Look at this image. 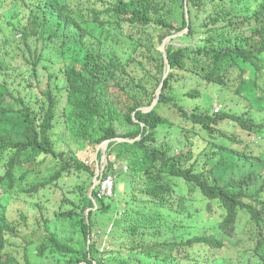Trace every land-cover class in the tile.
I'll use <instances>...</instances> for the list:
<instances>
[{
    "label": "trees",
    "instance_id": "trees-1",
    "mask_svg": "<svg viewBox=\"0 0 264 264\" xmlns=\"http://www.w3.org/2000/svg\"><path fill=\"white\" fill-rule=\"evenodd\" d=\"M79 1L72 5L62 0H18L11 14H30L9 23L12 35L0 34V69L17 75L15 101L9 102L10 89L0 90V264H30L26 256L19 259V247L11 244L10 237L21 238L9 213L13 202L38 210L39 223H44L50 240L61 244L67 264H127L121 253L107 260L98 243L87 241L89 229L99 234L101 226L98 213H90L88 224L85 212L92 207L84 192L91 186L92 173L79 185L80 205L73 197L70 208L61 207L53 221L49 210L56 196L51 197L49 188L64 176L90 170L62 149L68 142L86 149L140 135L141 142L126 145L140 150L142 169L116 153L122 145L110 146V159L116 153L110 167L127 161L132 170L119 175L118 182L124 183L127 205H137L121 215L142 247L148 245L145 255L158 264H177L182 248L184 257L190 256L187 249L196 253L190 257L193 264H264V159L223 143L234 140L225 135L224 122L251 132L255 116L264 117V0ZM150 30L160 31L156 41ZM16 33L24 37L22 48L12 44ZM177 34L167 47L172 72L164 80L160 100L151 112L143 113L139 109L153 105L165 75V59L157 46ZM176 41L183 44L175 46ZM130 42L132 51H124ZM151 54L158 59L147 58ZM143 55L155 61L156 68L151 72L143 64L136 67L144 74L138 82L132 65ZM57 57L62 58L60 64ZM226 90H236L247 103L246 113L212 116L204 105L189 113L180 104L201 94L213 100ZM184 119L211 133L207 151L193 139L188 147L168 142L167 133ZM259 127L264 129V124ZM47 158L57 162L56 170L38 180L36 170ZM106 207L100 202L99 210ZM216 212L222 213V221L211 226L206 215ZM59 224L68 226L70 233L59 231ZM206 224L211 235L199 236ZM52 250L60 252L57 247ZM163 254L168 263L160 259Z\"/></svg>",
    "mask_w": 264,
    "mask_h": 264
},
{
    "label": "rangeland",
    "instance_id": "rangeland-1",
    "mask_svg": "<svg viewBox=\"0 0 264 264\" xmlns=\"http://www.w3.org/2000/svg\"><path fill=\"white\" fill-rule=\"evenodd\" d=\"M18 0H4L5 2V8L7 7L12 8L15 7ZM88 1V0H83ZM1 2V0H0ZM62 2H69L72 5L77 4V0H62ZM19 8H22V6H18ZM2 10H0L1 14ZM22 17H26V15L30 14V11H21ZM152 35L154 37H157L160 35V31L157 30H150ZM12 44L16 43L20 45L22 48L23 42L22 40L16 35L14 37H11ZM175 46H180L183 43L180 41H176ZM21 53H19L18 60L19 63L22 62ZM157 55H152V59H158L156 58ZM1 60V59H0ZM56 61L60 64L62 62L61 57H57ZM145 65L151 72H153L156 68V63L153 60H148L144 58V55L141 59H138L137 62L133 63L132 65V77L136 78L138 82L144 80V74L142 71H135L137 70L136 67H140V65ZM13 76L16 75L15 73L12 74ZM5 75H3V72L0 69V79L4 78ZM192 81V80H191ZM228 91V92H227ZM236 94V90H226L223 92H219V94H215V99L210 100L206 96L208 95H202L198 99H190L191 101H188V104H182V101L180 104L187 109H193L196 106L200 107V110L202 109V105H204L205 110H209L211 113H216L219 109L220 112L224 111H231L233 114H243L246 113V110L248 109L247 103L241 101ZM228 98V99H227ZM188 99V98H186ZM212 101V102H211ZM206 103V104H205ZM190 110V112H191ZM161 113V112H160ZM171 118L175 117V114L170 115ZM255 124H264V117L260 118L255 116ZM228 128L225 130L228 137L234 139L232 141L228 139H224L223 143L227 141L228 146L234 150H237L241 153H247L253 156H259L264 158V129H262V134H257L255 130L251 132H245L243 131L239 126L233 124L230 122H224V127L227 126ZM202 127V126H201ZM117 129L120 133H124L125 129L117 124ZM135 129V127H132V131ZM62 127L59 126L57 129L58 133H61ZM206 131V130H205ZM209 133V131H206ZM168 135V142L173 147H180L182 145H186V147L189 146V139H193L200 150L207 151L209 149V143L212 142V140L208 139V134H206L201 128L194 126L191 122L184 119L183 122L179 123L176 128L172 129L170 133H167ZM211 136V133H210ZM64 139L68 138L63 137ZM175 142V143H173ZM217 145L220 144L219 138L216 142ZM63 150L67 151L68 153L72 152V154L79 160L82 161L87 167L91 168L92 171H95L96 162L98 160L97 156V147L93 148L91 146H88L86 149L83 148L81 145H77L74 142H68V146L62 147ZM104 158V154H101V158ZM90 163V164H89ZM57 162H55L52 158H47L46 164L43 166H40L36 173L38 180H43L47 178L50 174H52L56 170ZM121 169H124L125 166L120 165L117 169L116 176L118 177ZM77 171L76 174L73 175H67L64 176L61 180L57 182L55 186L50 187L49 189L56 193L64 194L68 197H73L74 192L76 191V187L82 184L84 181L89 180V170L87 171L84 169V172L81 173ZM33 178L36 179V176H33ZM37 180V179H36ZM27 182H30V178L27 180ZM122 186L120 189L122 190ZM90 192V190H89ZM132 205L137 204H131L127 205L125 208L121 207L123 213L124 209L132 211L131 207ZM176 206V203H171L170 206ZM185 210H189L188 207L185 206ZM218 211L219 208H216ZM10 216L13 220L14 224H17L18 228L21 231V238L20 240L11 238V244L13 248L15 249L17 246L20 249V253L22 256L19 258L21 259L23 256H27V253L30 251V253H34L33 248L28 247L27 245L30 243H40L41 241V233L39 231V212L37 209L32 206L27 205L25 203H15L13 202L11 204L10 210H9ZM122 213V214H123ZM21 215H24L26 217V220L21 218ZM222 213L216 212L214 215H206L205 219H211V223H209L211 226L213 224H219L222 221ZM122 219V215L117 212L116 209L112 210V213L110 214H98L96 217L98 225H101L97 228L96 232L99 233V236H94V238L97 240L99 244V248L105 253V258L108 260L110 257L115 256L116 253H121V256L125 257L127 259V264H158L159 262H156L154 258H149L145 255V250L147 249L148 245H145L142 247V243L138 241V238L136 235H133L131 233V227H126L127 223L123 222L125 219V216ZM121 220V222H119ZM206 224L203 227V232H200V235H206L210 236L211 226L209 227ZM170 225V224H169ZM171 226V225H170ZM243 224L240 228H243ZM216 230H221L220 227H216ZM101 231V233H100ZM190 232V229L188 233H186L184 238L188 237ZM105 235V236H104ZM140 246V247H139ZM161 247H168V246H161ZM141 248V249H140ZM186 248V247H184ZM140 250L143 251L140 252ZM190 253V256L184 257V252L182 251V248L178 250L177 258V264H193V261L190 257H195L196 253L193 252L191 249H187ZM197 250V247H196ZM195 250V251H196ZM165 251L167 253L171 252V249L165 248ZM205 255H209V251L206 250ZM165 254L160 258L163 262H167V259H165ZM165 259V260H164ZM32 260H40L37 257H33ZM52 257H47L44 259V261H52ZM191 261V262H190ZM206 261H203L201 264H204ZM23 264V262H22Z\"/></svg>",
    "mask_w": 264,
    "mask_h": 264
},
{
    "label": "clouds",
    "instance_id": "clouds-1",
    "mask_svg": "<svg viewBox=\"0 0 264 264\" xmlns=\"http://www.w3.org/2000/svg\"><path fill=\"white\" fill-rule=\"evenodd\" d=\"M77 1L78 2L76 5L81 4V2L79 0H77ZM4 8H5V2H4V0H1L0 10H2V12L0 14V34L3 33L5 35H12V33H11L12 29H11V25L9 23L13 24V23L18 22L20 19H22V15H21L22 13H20V15L17 16V14H15L13 12H12L13 14H11L12 8H9V7H7L6 9H4ZM6 13H8V15ZM185 13H186V19L189 20V11H188L187 7L185 8ZM186 31H188V30H186ZM182 34L183 33H180L179 35H182ZM16 35L22 40V42L25 41L22 34L16 33ZM177 36H178V34L172 35V36L168 37L163 42L162 45L157 46L158 50L163 53V56L165 59V63H166V69L164 72L165 75L163 77V81L161 82V84L159 86V89L157 91V97H156V100L153 103V105L150 107H142L139 109L143 113L151 112L156 107V105L158 104V102L160 100L162 89L164 87V80H166L168 78V76L170 75V73L172 72V67L169 64V60H168L167 53H166L167 47H168V44L170 43L171 39H173ZM12 37H14V35ZM140 37H142V35ZM157 37H154L155 41L157 40ZM130 44H131V42L129 44H127L123 48V50L126 52L132 51V47L130 46ZM25 52L28 55H30V52H27V51H25ZM32 54L38 55L37 52H32ZM152 55H154V54H151L147 58L152 57ZM12 74H6V72H3V75H5V77L0 79V90H2L4 88H8V89H10V91L13 94V96L9 102H13L17 98L16 97V90H15V86H14L15 85L14 84L15 79H17V75L13 76ZM18 80L20 81L21 79L18 78ZM0 93H1V91H0ZM190 110L191 109H188L186 111L191 113ZM208 113L212 116H217L218 114H221V113L236 115V114H233L231 111L220 112L219 109L216 113H211L208 110ZM135 122L139 123V121H137V120H135ZM141 126L144 127V124H141ZM257 127H259V124L254 125V130L256 131V133L259 131V134H262L263 133L262 129L260 127L259 128H257ZM206 134L209 135L208 139H210V137H211L210 134L209 133H206ZM141 141H142L141 135L138 136L137 138H134V139H130V138H126V137H118V138L110 139V140L102 143L101 145L96 146L97 147L98 160L96 162L95 171H92L91 168L87 167L90 169L89 170L90 173L93 174L92 178H91V186L89 187L88 192L86 190H84L86 196L89 198V200L92 203V207H89L85 210L86 215H87V223L88 224H90V213L91 212L98 213V214H102V212L110 214V213H112L113 209H116L120 215L123 213L122 209H120V208L121 207L125 208L127 206V202L125 199V193H124V183L118 182L119 178L116 176V173H117V169L120 165L125 166V171H124V169H121V171L119 173L120 176L121 175L125 176V175H128L131 173L132 170L129 166H127V163H128L127 161H134L135 163H138V167H135V169H142V167L144 165L143 164V155L137 154V152H140V150L137 147L130 146V145H135L136 143H139ZM126 144H130V145H126ZM111 145H122L116 151V153L121 155L125 160H127V161L115 163L113 168L110 167V163L114 162L116 160V153H114V155L110 159V153L112 150V149L110 150ZM226 146H228L227 142H226ZM101 154H104V158L103 157L101 158ZM254 157H259V156H254ZM261 158H263V157H261ZM109 182L111 184H109ZM121 186L123 187L122 190L120 189ZM89 190H90V192H89ZM50 192L53 193V195L51 197L56 196V198L54 199V201L50 205L49 213L51 215V218L49 216V221L54 220L55 214L59 211V209L61 207H64L65 209H69L70 208L69 202H70V200L73 199V197H76V196L78 197L79 205H80V198L81 197H80V187L79 186L76 187V191L74 192L73 197H68L64 194L56 193L53 191H50ZM100 202H103L107 207L105 209L99 210ZM125 211H126V209H124V212ZM39 218H40V214H39ZM51 229L54 230L55 226L51 225ZM57 229L59 231H64L67 234L70 233V228L64 224H59ZM39 231L42 234L40 243H34V244H31L30 246H28V247L33 248V250H34V253H30V251H29L27 253V256H26L29 258L30 264H39L40 262L44 261V259L47 257H52V259H53L52 261H45L48 264H51L52 262H60L61 264H67V261L65 260L64 255L61 252V248H62L61 244L58 241L50 240L48 238L49 234L46 230V227H44L43 222L39 223ZM100 233H101V231H100ZM95 235L99 236V234H96L89 229V236L87 237V241L89 243H98L97 240L94 238ZM83 239L84 238H82V240ZM77 240H78V238H77ZM43 245L46 246V249L40 250L41 246H43ZM53 247H57L60 252H54L52 250ZM101 251H103V249ZM104 255H105V253H104ZM33 257H37L40 260H32ZM81 264H84V263H81ZM94 264H96V263H94Z\"/></svg>",
    "mask_w": 264,
    "mask_h": 264
},
{
    "label": "built area",
    "instance_id": "built-area-1",
    "mask_svg": "<svg viewBox=\"0 0 264 264\" xmlns=\"http://www.w3.org/2000/svg\"><path fill=\"white\" fill-rule=\"evenodd\" d=\"M109 184H111V183L109 182Z\"/></svg>",
    "mask_w": 264,
    "mask_h": 264
}]
</instances>
